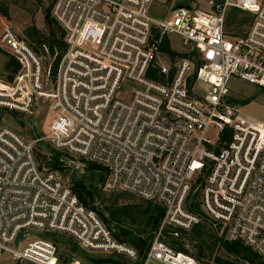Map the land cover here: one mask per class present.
I'll use <instances>...</instances> for the list:
<instances>
[{
	"label": "built area",
	"instance_id": "built-area-1",
	"mask_svg": "<svg viewBox=\"0 0 264 264\" xmlns=\"http://www.w3.org/2000/svg\"><path fill=\"white\" fill-rule=\"evenodd\" d=\"M154 1L53 0L66 47L55 70L10 26L0 31V49L19 65L12 81L0 80V109L30 112L42 98L53 114L50 134L34 142L0 127V252L15 262L59 264L55 243L31 241L30 231L138 259L96 203L85 207L40 168L34 145L42 140L99 168L102 191L163 208L142 264H197L166 241L200 224L188 210L192 190L225 241L264 261V123L225 103L233 80L264 89V0H208L205 10L174 8L168 20L149 15ZM232 10L252 17L239 37L225 33ZM173 38L182 50L176 65L162 50L166 40L174 52Z\"/></svg>",
	"mask_w": 264,
	"mask_h": 264
},
{
	"label": "rangeland",
	"instance_id": "rangeland-1",
	"mask_svg": "<svg viewBox=\"0 0 264 264\" xmlns=\"http://www.w3.org/2000/svg\"><path fill=\"white\" fill-rule=\"evenodd\" d=\"M53 0H0V6L8 11L9 18L4 21L0 17V31L3 26L8 25L14 31V33L22 40L28 42L32 41L27 34L31 33V30L35 28L38 31L47 33V28L45 26L44 17L46 10L51 12V3ZM208 0H155L149 6V15L158 20H168L171 18V11L178 6H186L195 9L205 10ZM252 17L240 13L238 11H230L226 18L225 33L232 37H239L248 28ZM171 49L177 53L174 60H171L169 64H178L181 60L180 52L182 51L179 47V42L176 38L172 39ZM34 48V44L31 45ZM41 53V54H40ZM44 69L51 65H54L55 59L50 57L48 53L44 51L39 52ZM7 58L4 54L0 52V80L7 81L9 74L4 72V65ZM166 61V60H165ZM126 90H130L131 86H128ZM225 103L229 106L235 108V110L245 116H249L259 122L264 123V89H257L252 86H248L242 82L233 80L230 83V88L228 94L225 98ZM6 110V111H4ZM53 114L49 111V103L45 99H38L34 102V105L30 112L19 113L13 112L7 109H3L1 128H9L16 133H18L25 141L34 142L37 139L44 138L50 134V122ZM35 157L42 167V169L47 170V166L52 162V158L55 154L59 155V161L62 162V170L53 171L58 178L73 188L74 182H82L85 185H93V188L97 189L99 192V199L96 200L97 208L99 212L106 218L109 216L108 210L112 206L115 208L126 209L128 212L136 214L137 210H142L146 206L145 201L137 198L136 196L126 194V193H108L100 189L104 181V174L99 169L87 162L63 154L57 151L50 142L47 140H42L34 145ZM194 196H197L192 190L189 203L196 202ZM95 205V204H94ZM134 217L135 224L132 221L127 222L122 228L128 229H139L138 216L132 215ZM131 220V219H130ZM203 222V219H201ZM200 222V223H201ZM137 224V225H136ZM208 224L210 222L208 221ZM206 225L205 232H207L206 239L212 236L214 238L222 239L225 241L223 235L221 234L220 228L214 226ZM190 233L183 234V236L188 237ZM32 240H49L54 242L58 248L59 264H71L73 261H78L80 264H90L85 261V257L92 258H106L112 254H100L91 253L84 251L76 244L70 240L68 237L52 233H42L37 231H30L29 234ZM192 235V234H191ZM195 244L196 242L193 241ZM189 255L195 258L197 252L191 247L187 248ZM228 247H220L217 244L214 249L210 260H202L197 264H215L214 258L219 257L224 261L232 260L230 253L228 254ZM229 252V251H228ZM116 254V253H114ZM123 256V255H122ZM124 257V256H123ZM125 258V257H124ZM127 264H135L130 260L125 258ZM0 264H33L30 262H15L12 257L4 252H0ZM148 264H161L155 261H150ZM239 264H244L240 262Z\"/></svg>",
	"mask_w": 264,
	"mask_h": 264
},
{
	"label": "trees",
	"instance_id": "trees-1",
	"mask_svg": "<svg viewBox=\"0 0 264 264\" xmlns=\"http://www.w3.org/2000/svg\"><path fill=\"white\" fill-rule=\"evenodd\" d=\"M53 1L51 3L52 7ZM235 11V10H232ZM50 10H46L44 22L47 28V33L38 31L35 28L31 30V33H28L27 36L32 40L30 41V46L34 44V50L39 53L42 52L44 54V47L47 49L48 55L52 58L55 57V63L53 65V70H55L58 61L65 51V44L63 41L64 34L61 28L57 25V23L51 18ZM0 17L4 21H7L9 18L8 11L0 6ZM32 47V46H31ZM163 51L169 53V56L174 58L176 55L174 52L170 51L168 42L165 40ZM0 52L4 54L7 58V61L4 65V72L9 74L7 81H12L13 76L17 73L19 69V65L16 60L11 57L9 54L5 53L0 49ZM41 54V53H40ZM6 111V110H4ZM2 113L3 109H0V126L2 121ZM62 162L59 161V155L55 154L52 158V162H50L47 166V171H57L62 170ZM42 166V165H41ZM40 166V168H42ZM95 169H99L94 166ZM100 170V169H99ZM101 171V170H100ZM102 172V171H101ZM103 174V173H102ZM72 191L75 193L77 198L79 199L80 203L89 209H95L96 200L99 199V192L93 185H85L82 182H74ZM197 199L196 202L188 204V210L197 216L203 219V222L198 224L194 227L190 232L191 234L188 237L182 235L181 239L178 241L172 240L170 237L167 241L169 246L178 252L188 253L187 248L191 247L194 249L197 254L195 259L198 262L202 260H210L214 249L216 248L217 244L222 247H228V254L230 253L232 260L224 261L219 257L214 258L215 264H239L243 262L244 264H264V261L255 254L249 247L244 246L242 243L238 241L228 242L222 241V239H218L217 237L212 236L206 239L207 232H205L206 225L208 224V220L204 218L200 212L198 197L194 196ZM146 206L142 210H137L136 214L132 212L126 211V209L122 208H115L112 206L109 208L108 213L109 216L106 218L101 214L103 221L108 226H113L116 230L114 233L115 239L120 242L128 245L129 247L133 248L138 253V259L135 264H142L147 251L150 247V244L153 240L155 232L158 230V227L161 223L163 218L164 210L159 205L153 204L151 202H146ZM132 215L138 216L139 220L137 224L139 225V229L133 230L128 229L125 230L124 227L127 222L132 221L134 217ZM131 219V220H130ZM136 224V225H137ZM211 226L212 224H208ZM189 232V233H190ZM193 241L196 243L194 244ZM56 245V244H55ZM57 246V245H56ZM85 261L89 262L90 264H127L125 262V258L119 254H112L108 257L104 258H92V257H85Z\"/></svg>",
	"mask_w": 264,
	"mask_h": 264
},
{
	"label": "water",
	"instance_id": "water-1",
	"mask_svg": "<svg viewBox=\"0 0 264 264\" xmlns=\"http://www.w3.org/2000/svg\"><path fill=\"white\" fill-rule=\"evenodd\" d=\"M181 6L176 7L175 9L180 8ZM23 238V234H19L17 238V243Z\"/></svg>",
	"mask_w": 264,
	"mask_h": 264
}]
</instances>
